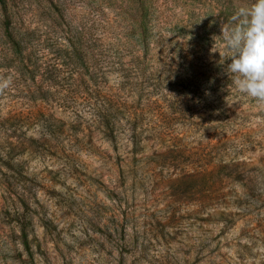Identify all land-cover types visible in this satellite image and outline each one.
Masks as SVG:
<instances>
[{"label":"rangeland","instance_id":"obj_1","mask_svg":"<svg viewBox=\"0 0 264 264\" xmlns=\"http://www.w3.org/2000/svg\"><path fill=\"white\" fill-rule=\"evenodd\" d=\"M5 2L0 74L6 10L47 65V37L61 23L120 28L144 2L154 33L200 52L221 88L212 108L210 84L198 88L204 97L176 77L146 86L139 125L151 139L138 147L128 134L109 140L81 100L72 113L0 95V264H264V106L232 83L220 36L253 0ZM47 113L56 139L47 140Z\"/></svg>","mask_w":264,"mask_h":264},{"label":"trees","instance_id":"obj_2","mask_svg":"<svg viewBox=\"0 0 264 264\" xmlns=\"http://www.w3.org/2000/svg\"><path fill=\"white\" fill-rule=\"evenodd\" d=\"M0 2L7 8L5 0ZM6 11L2 65L8 67V73H15L7 95L19 94L26 102H47L72 113L78 111L81 100L88 106L94 122L100 123L105 136L114 143L123 134H128L127 141L135 147L151 139L142 138L139 125L146 86H162L176 77L183 80V85L196 87L195 95L205 84H210L206 97H213L221 88L214 87L217 70L199 67L204 59L200 52L190 51L180 45V38L161 30L154 33L156 26L148 19L144 2L120 28H108L104 20L90 25L83 21L61 23L60 30L47 37V48H50L47 65L34 58L37 54L34 42L22 33ZM112 74H117V79L109 85ZM204 95L201 92L198 96ZM209 99H206L209 107L214 108L220 96ZM129 100L138 103L128 105ZM47 116L50 118L47 140L56 139L57 123L52 114ZM22 234L23 241L29 242L26 228Z\"/></svg>","mask_w":264,"mask_h":264},{"label":"clouds","instance_id":"obj_3","mask_svg":"<svg viewBox=\"0 0 264 264\" xmlns=\"http://www.w3.org/2000/svg\"><path fill=\"white\" fill-rule=\"evenodd\" d=\"M220 36L228 50L227 59L231 58L225 71L232 83L240 93L264 106V0L237 6L230 26L222 24ZM14 77V72L0 74V95L11 88Z\"/></svg>","mask_w":264,"mask_h":264}]
</instances>
